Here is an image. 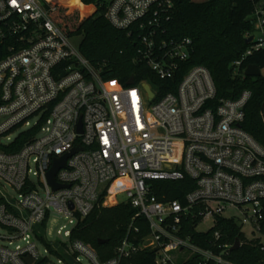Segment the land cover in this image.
<instances>
[{
  "label": "built area",
  "instance_id": "2783aa9c",
  "mask_svg": "<svg viewBox=\"0 0 264 264\" xmlns=\"http://www.w3.org/2000/svg\"><path fill=\"white\" fill-rule=\"evenodd\" d=\"M53 1L0 0V41L9 50L0 60V264H130L139 253L148 264H236L228 258L234 244L223 243L219 231L206 248L186 234V221L206 233L219 217L264 252V145L243 126L252 92L217 100L202 65L176 84L194 44L168 38L172 0H110L107 19L134 37L135 60L155 75L154 83L127 85L104 78L73 45L51 16ZM252 1L253 44L234 63V76L264 49V0ZM75 147L55 177L65 187L54 190L48 172ZM187 177L195 187L184 200L160 198L161 183ZM118 180L125 184L115 199L126 193L127 200L116 204L135 213L114 256L101 260L71 236L109 184L106 206ZM54 215L69 220L70 230L57 231L69 241L49 238ZM209 219L213 226L200 230Z\"/></svg>",
  "mask_w": 264,
  "mask_h": 264
},
{
  "label": "trees",
  "instance_id": "16d2710c",
  "mask_svg": "<svg viewBox=\"0 0 264 264\" xmlns=\"http://www.w3.org/2000/svg\"><path fill=\"white\" fill-rule=\"evenodd\" d=\"M174 8L167 22V36L173 39L190 37L194 50L178 77L190 67H207L214 78L216 99H236L245 90L252 92L245 112L244 128L259 143L264 145V49L255 51L242 66V74L234 76V63L240 59L253 44L246 43L248 35L255 33V3L252 0H172ZM110 0H54L56 10L52 18L62 26L71 37H80V52L91 64L101 68L106 79H117L127 85L133 78L137 83H154L155 75L144 61H136V44L128 32L115 28L107 19L106 11ZM9 54L8 43L0 41V60ZM257 65L263 72L261 76L244 75L249 65ZM25 141V140H24ZM22 143V141H19ZM19 148V147H18ZM17 148V149H18ZM166 192L162 200H184L185 195L195 187V181L187 177L182 181L161 183ZM109 184L101 193L94 210L79 222L72 232V239L91 245L100 256L107 260L114 256L116 247L127 232L135 210L127 203L116 204L112 195L122 188L118 180L108 195ZM116 204V205H114ZM186 234L200 246L209 247L215 232L222 234V242L235 244L241 242L239 249L231 251L229 259L236 264H264V252L258 240H248L241 229L230 219L219 217L217 226L206 233L198 232L194 222L186 221ZM264 234V219L261 223ZM100 239L108 242L100 244ZM207 240V241H206ZM66 257L67 255L63 253ZM62 256V255H61ZM198 259V258H197ZM146 254L139 253L129 259L130 264H148ZM192 264H198L195 260ZM209 264H216L211 262Z\"/></svg>",
  "mask_w": 264,
  "mask_h": 264
},
{
  "label": "water",
  "instance_id": "95a60500",
  "mask_svg": "<svg viewBox=\"0 0 264 264\" xmlns=\"http://www.w3.org/2000/svg\"><path fill=\"white\" fill-rule=\"evenodd\" d=\"M253 40V36H250L249 38L246 39V43H251ZM245 74L247 76H261L262 75V70L255 64H251L247 67ZM134 79L131 78L128 82V84H133L134 83ZM146 89L149 91L150 95L152 96L153 93L150 91L149 87L146 86ZM83 129H82V122H79V128H78V132L82 133ZM80 148L79 147H75L71 152L61 156V157H57L54 160L53 166L51 167V169L48 172V180L50 182V184L52 185L53 189H59L62 187H65L64 185L59 184L56 181V174L57 172L66 166L67 164V160L70 156H72L75 152H77ZM108 241L106 239H100L99 243L100 244H104L107 243ZM241 246V242L239 240H237L234 244V246L232 247V251L239 249ZM31 262V260H29Z\"/></svg>",
  "mask_w": 264,
  "mask_h": 264
},
{
  "label": "rangeland",
  "instance_id": "374dc122",
  "mask_svg": "<svg viewBox=\"0 0 264 264\" xmlns=\"http://www.w3.org/2000/svg\"><path fill=\"white\" fill-rule=\"evenodd\" d=\"M196 2H204V1H207V0H194ZM72 43L73 45H75L76 47H79L80 46V37L79 36H76V37H72ZM116 199L120 202H123V201H126L127 200V194L126 193H123V194H118L116 195ZM115 205V204H114ZM53 219L54 221L51 222L50 224V231H51V235L49 236L50 239H60V240H63V241H69V238L66 237L64 234H61V235H58L57 234V231L61 228H63L64 231L66 230H70L72 228V226L69 224V220L67 219H64L62 217H60L59 215H54L53 216ZM213 226V220L212 219H209V220H206L205 222H203L201 225H200V230L202 231H207L209 230L211 227ZM65 227V228H64ZM251 229L247 230V231H250ZM39 248L42 252H44V249L45 247L42 246V245H39ZM51 259H55L54 256H51L50 257ZM85 262V260H84Z\"/></svg>",
  "mask_w": 264,
  "mask_h": 264
},
{
  "label": "bare ground",
  "instance_id": "6f19581e",
  "mask_svg": "<svg viewBox=\"0 0 264 264\" xmlns=\"http://www.w3.org/2000/svg\"><path fill=\"white\" fill-rule=\"evenodd\" d=\"M121 184H122V187H123V185L125 184L124 180H121ZM121 189H122V188H121ZM121 189L116 190V191L113 193V195H112V199H113V200H116V199H115V193H117V192L120 191Z\"/></svg>",
  "mask_w": 264,
  "mask_h": 264
},
{
  "label": "snow or ice",
  "instance_id": "6c2138e0",
  "mask_svg": "<svg viewBox=\"0 0 264 264\" xmlns=\"http://www.w3.org/2000/svg\"><path fill=\"white\" fill-rule=\"evenodd\" d=\"M13 2L15 3V0H13Z\"/></svg>",
  "mask_w": 264,
  "mask_h": 264
}]
</instances>
